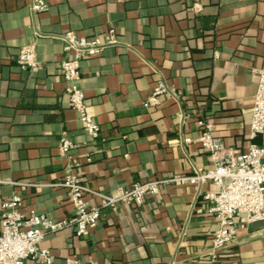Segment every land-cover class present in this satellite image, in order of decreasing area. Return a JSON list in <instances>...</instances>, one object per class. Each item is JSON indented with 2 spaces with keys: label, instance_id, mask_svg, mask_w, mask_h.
<instances>
[{
  "label": "crops",
  "instance_id": "1",
  "mask_svg": "<svg viewBox=\"0 0 264 264\" xmlns=\"http://www.w3.org/2000/svg\"><path fill=\"white\" fill-rule=\"evenodd\" d=\"M46 1L33 13L31 0H0V199L16 194L24 214L70 218L74 207L60 185L68 162L102 194L210 168L196 142L199 118L227 146L247 149L257 70L264 69V0ZM111 30L115 42L81 61L87 112L101 129L93 140L66 92L62 37L73 31L105 40ZM30 44L38 65L22 70L17 55ZM161 78L180 98L163 95L146 107ZM63 135L75 145L67 156L59 150ZM256 142L264 144V134ZM203 189L220 188L208 182ZM84 198L101 203L95 193ZM210 204L194 186L168 185L143 204L103 209L86 237L67 227L41 246L52 264H264V221L237 228L236 242L215 258L211 235L219 225ZM236 221L244 223L243 215Z\"/></svg>",
  "mask_w": 264,
  "mask_h": 264
},
{
  "label": "built area",
  "instance_id": "2",
  "mask_svg": "<svg viewBox=\"0 0 264 264\" xmlns=\"http://www.w3.org/2000/svg\"><path fill=\"white\" fill-rule=\"evenodd\" d=\"M31 10L39 13L47 7L46 0H31ZM193 9H200L195 4ZM65 43L66 57L60 62L61 74L66 83L72 108L78 111L81 123L89 136L95 140L100 135V126L87 112L85 93L80 85L81 61L91 54L98 53L106 45L115 42L114 31L99 38L77 37L68 31L62 37ZM17 64L22 70H31L38 65L35 46L30 44L20 49ZM258 84L252 104V119L246 150L229 147L225 141L213 133V124L206 118L196 121L200 132L196 138L201 147L209 153L213 166L195 167L189 174H172L169 177L136 182L129 188H120L113 193H96L90 189L76 173L75 164L68 162L63 181L67 189V199L74 207L70 218L52 219L44 214L21 211L22 198L13 195L9 199H0V264H24L29 258L38 264H52L50 250L41 246L49 234L74 227L77 236L86 237L97 226L103 209L116 210L120 204H143L148 197H155L164 186L191 185L197 195L210 202L209 212L218 221V229L211 235V244L215 258L229 251L234 244L237 228L246 224L264 221V144L256 139L264 134V69L257 70ZM170 94L180 98L181 92L171 88L164 79H159L144 105L150 107L159 103L160 97ZM188 115L183 113V119ZM191 138H183L188 144ZM75 148L72 140L63 135L59 150L67 156ZM212 182L220 189L217 192H204L203 186ZM86 193L98 194L100 205H90L85 200ZM243 215L244 223H238L236 217ZM171 264H174L173 262Z\"/></svg>",
  "mask_w": 264,
  "mask_h": 264
}]
</instances>
